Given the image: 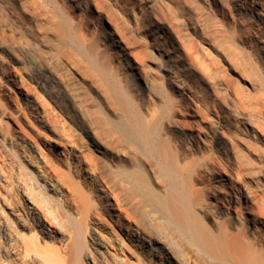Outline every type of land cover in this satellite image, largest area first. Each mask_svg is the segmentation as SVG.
Listing matches in <instances>:
<instances>
[{
  "label": "bare ground",
  "instance_id": "obj_1",
  "mask_svg": "<svg viewBox=\"0 0 264 264\" xmlns=\"http://www.w3.org/2000/svg\"><path fill=\"white\" fill-rule=\"evenodd\" d=\"M41 1L134 142L126 176L142 203L162 208L190 259L264 264V0ZM16 76L7 98L24 109L0 113V264H182L158 238L127 231L132 251L106 233L100 219L122 208L95 207L78 187L62 163L72 143L49 139ZM92 138L100 155L126 157Z\"/></svg>",
  "mask_w": 264,
  "mask_h": 264
},
{
  "label": "rangeland",
  "instance_id": "obj_2",
  "mask_svg": "<svg viewBox=\"0 0 264 264\" xmlns=\"http://www.w3.org/2000/svg\"><path fill=\"white\" fill-rule=\"evenodd\" d=\"M43 3L41 0H0V113L1 111L13 113L24 109L22 101L13 103L7 98L5 77L12 73L14 76L17 75L18 85L30 92L33 98L32 105L39 113L37 114L39 120L44 121L50 129L49 139L60 138L63 132L62 137L65 136L61 137L60 141L64 139V142L62 141L64 144L71 142L70 144L74 146L68 145L72 152L68 157L69 161L67 159L62 163L66 170L70 171L78 187L83 192L89 193L95 207L96 204L98 207L116 204L122 208L118 221L113 223L104 217L100 219L110 237L112 235V238L121 240L125 247L128 244L133 251L135 247L126 241V234L127 231L134 229L141 235L152 239L158 238L157 240L168 244L173 255L182 264H204L200 254L194 257L195 260L188 257L186 249L190 245L187 239H184L183 235L180 236V233L177 234L162 208H158L154 203L151 204L156 206L142 203L143 200L139 198L140 192L135 193L134 183L129 179L131 177L126 176V170L135 169V161L139 159L138 152L134 151V142L129 140L127 129L118 123L111 101L104 96L106 93L105 88V92L102 88L104 85L101 87L99 78L95 80L97 75L91 70L83 55L76 52L77 50L70 43H65L66 39L62 40L64 34L60 33L62 30L58 27L59 23L57 25L59 21L56 22L58 19L55 12ZM10 8L15 11L14 14L11 13ZM111 20L115 19L112 17ZM114 22L119 26L118 29L122 24L123 32L121 29L120 31L128 36L129 41H135L131 34H127L126 24L129 25L127 21ZM92 27L95 29L93 25L89 28L92 30ZM94 29L96 33L97 30ZM44 69H48L52 75L51 85L46 89L38 86L35 80ZM5 121H10L9 117L5 118ZM65 138H68V141H65ZM91 138L113 153H126V157L107 158L100 155L91 145ZM40 144L42 148L34 147L38 155L48 151L43 139ZM51 154L55 158L54 154ZM143 186V189H149ZM96 189L99 191L97 192ZM145 189L142 191H147ZM146 264L153 262L146 261Z\"/></svg>",
  "mask_w": 264,
  "mask_h": 264
}]
</instances>
